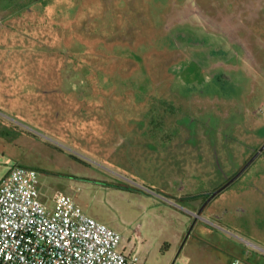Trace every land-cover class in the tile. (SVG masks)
<instances>
[{"label":"rangeland","instance_id":"1","mask_svg":"<svg viewBox=\"0 0 264 264\" xmlns=\"http://www.w3.org/2000/svg\"><path fill=\"white\" fill-rule=\"evenodd\" d=\"M263 144L264 0H0V180L142 264H264Z\"/></svg>","mask_w":264,"mask_h":264},{"label":"built area","instance_id":"2","mask_svg":"<svg viewBox=\"0 0 264 264\" xmlns=\"http://www.w3.org/2000/svg\"><path fill=\"white\" fill-rule=\"evenodd\" d=\"M38 178L34 169L14 165L0 180V264H142L117 231L87 216L70 196L57 195L48 208Z\"/></svg>","mask_w":264,"mask_h":264},{"label":"water","instance_id":"3","mask_svg":"<svg viewBox=\"0 0 264 264\" xmlns=\"http://www.w3.org/2000/svg\"><path fill=\"white\" fill-rule=\"evenodd\" d=\"M264 150V144L255 152V154L250 158V160L244 165V167L232 178L230 179L225 185H223L221 188H219L218 190L212 192L209 197L207 198V200L205 201V203L203 204V207L214 197L216 196L218 193H220L223 189H225L227 186H229L235 179H237L243 172L244 170L260 155V153ZM202 207V208H203ZM198 210L197 212V216H199V214L201 213V210ZM189 235V232L187 233L186 237Z\"/></svg>","mask_w":264,"mask_h":264},{"label":"crops","instance_id":"4","mask_svg":"<svg viewBox=\"0 0 264 264\" xmlns=\"http://www.w3.org/2000/svg\"><path fill=\"white\" fill-rule=\"evenodd\" d=\"M206 196H207V195H206ZM206 196H205V197H206ZM205 197H203L201 204L204 202ZM193 198L196 199V200L199 199V197H193ZM212 199H213V198H212ZM208 203H209V202H208ZM208 203H207V204H208ZM207 204H206V205H207ZM206 205H205V206H206ZM195 217L198 218L197 215H195ZM217 220H218V219H217Z\"/></svg>","mask_w":264,"mask_h":264},{"label":"trees","instance_id":"5","mask_svg":"<svg viewBox=\"0 0 264 264\" xmlns=\"http://www.w3.org/2000/svg\"><path fill=\"white\" fill-rule=\"evenodd\" d=\"M209 195H210V194H208V195L205 197V200L209 197ZM205 200H204V201H205Z\"/></svg>","mask_w":264,"mask_h":264},{"label":"flooded vegetation","instance_id":"6","mask_svg":"<svg viewBox=\"0 0 264 264\" xmlns=\"http://www.w3.org/2000/svg\"><path fill=\"white\" fill-rule=\"evenodd\" d=\"M206 200H207V199H206ZM206 200H205V201H206Z\"/></svg>","mask_w":264,"mask_h":264}]
</instances>
